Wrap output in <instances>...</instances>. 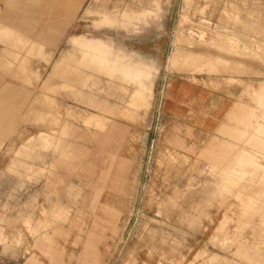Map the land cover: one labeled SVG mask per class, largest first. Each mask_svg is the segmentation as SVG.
<instances>
[{
  "label": "rangeland",
  "instance_id": "1",
  "mask_svg": "<svg viewBox=\"0 0 264 264\" xmlns=\"http://www.w3.org/2000/svg\"><path fill=\"white\" fill-rule=\"evenodd\" d=\"M88 9L129 17L99 28ZM10 25L0 33V93L12 92L0 121V264H264V0H81L60 34L29 39ZM71 36L133 53L165 38L144 79L149 102L137 107L138 84L120 79L130 65L86 54L84 66ZM171 80L228 96L227 125L191 118L207 102L165 115Z\"/></svg>",
  "mask_w": 264,
  "mask_h": 264
},
{
  "label": "crops",
  "instance_id": "2",
  "mask_svg": "<svg viewBox=\"0 0 264 264\" xmlns=\"http://www.w3.org/2000/svg\"><path fill=\"white\" fill-rule=\"evenodd\" d=\"M48 1L37 0L32 3H17L14 0H0V5L3 4L5 7L3 12L0 13V33L12 30L13 27L10 24H18L20 28L29 35V39L40 37L47 38L48 36L46 34H48L47 31L50 27H54L57 33L60 34L59 32L64 28L66 23L71 21V19H73L75 16L81 0ZM10 6H12L11 9L9 8ZM86 13H96L100 15V21L96 20V26L99 28L118 26L124 27L127 17H129L127 11L120 13L121 16L109 11L102 12L98 9H88ZM55 15H57V18L53 19L52 17H55ZM69 41L73 45V53L80 59L84 66L85 64L82 58L86 54H89L93 55L95 57V61L97 60L96 62H99L101 65L119 62L123 66L136 65L139 67L142 72L137 77L133 78L132 76H126L125 78H120L122 80H133L138 84L133 92V94L137 92L138 96L141 98V105L137 107L143 106L144 102L148 103L150 98L149 93H147L144 89V79L150 77L149 74L144 73L145 67L148 68L150 64L153 63L152 65L155 69L157 66L154 63H159L162 59L161 56L166 55L170 48L165 38H163V40H149L150 42H146V46L137 48V50L134 52L135 54L133 52L126 51L122 46L114 47L110 41L101 37L71 36L69 37ZM143 55H150L154 57L146 58ZM176 55L177 54H175V56ZM150 60L152 63L149 62ZM93 69L98 70L100 68L94 65ZM165 92L166 94L163 111L168 117L178 118L185 113L191 115L192 113L190 112H197L194 110L196 109V105L198 103L207 102V106L202 110L203 116L196 113L191 117L193 120H197V123L200 122V124L203 125L202 127H215L217 125V130L227 125V120L230 119V113L232 110L231 108L233 105L231 106L232 101L228 96L214 94L211 91L210 94V92L205 88L193 85L189 82H181L179 80L169 81L167 90ZM11 97L12 92L10 91V88H5L0 93L1 122L6 118V110L11 105ZM224 114L225 119L222 120L221 118ZM97 118L100 117L98 116ZM94 122L99 124L102 129L106 125L104 122H99L97 119ZM66 127L71 128L70 125H67ZM189 131L190 130L187 129L184 134H190ZM185 135L184 137H186ZM184 137L181 138V140H183ZM43 139H45L47 142H52L56 138L54 136H46ZM198 143L199 140L196 139L193 145L197 146ZM138 264H149V262L139 261Z\"/></svg>",
  "mask_w": 264,
  "mask_h": 264
},
{
  "label": "bare ground",
  "instance_id": "3",
  "mask_svg": "<svg viewBox=\"0 0 264 264\" xmlns=\"http://www.w3.org/2000/svg\"><path fill=\"white\" fill-rule=\"evenodd\" d=\"M106 46V45H105ZM104 49V48H103ZM107 49V48H106ZM105 50V49H104ZM107 51V50H106ZM99 59V58H98ZM172 59H173V57H171V62H172ZM97 61V60H96ZM98 63V62H97ZM98 65H99V63H98ZM109 65V64H108ZM111 65V64H110ZM100 66H102V65H100ZM112 66L114 67V69H115V66L112 64ZM107 68V67H106ZM112 68V67H111ZM149 69H151L150 67H145V69H144V73L145 74H150V72H151V70H149ZM118 73H120V71H122V75H125V76H127V77H133V78H135V77H137L138 75H140V73L142 72V70L141 69H139V68H137V67H130V66H128V68H127V70H123V69H118V70H116ZM113 72V71H112ZM124 73V74H123ZM116 74V76L118 75L117 73H115ZM118 77V76H117ZM139 78V77H138ZM133 102V103H132ZM138 101L136 100V98H133V100L132 101H130V104L131 105H136V103H137Z\"/></svg>",
  "mask_w": 264,
  "mask_h": 264
}]
</instances>
